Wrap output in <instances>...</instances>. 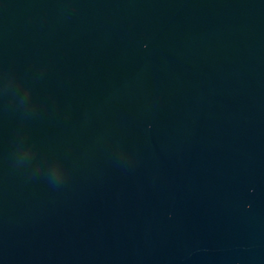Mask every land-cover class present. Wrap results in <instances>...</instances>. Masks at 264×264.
Returning a JSON list of instances; mask_svg holds the SVG:
<instances>
[{
	"label": "water",
	"instance_id": "obj_1",
	"mask_svg": "<svg viewBox=\"0 0 264 264\" xmlns=\"http://www.w3.org/2000/svg\"><path fill=\"white\" fill-rule=\"evenodd\" d=\"M0 264H264V0H0Z\"/></svg>",
	"mask_w": 264,
	"mask_h": 264
}]
</instances>
